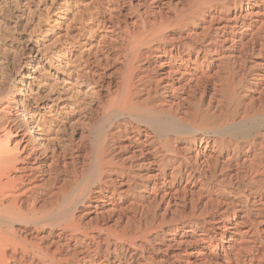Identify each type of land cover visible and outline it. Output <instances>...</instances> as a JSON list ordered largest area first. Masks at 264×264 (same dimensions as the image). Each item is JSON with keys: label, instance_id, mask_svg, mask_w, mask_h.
<instances>
[{"label": "bare ground", "instance_id": "6f19581e", "mask_svg": "<svg viewBox=\"0 0 264 264\" xmlns=\"http://www.w3.org/2000/svg\"><path fill=\"white\" fill-rule=\"evenodd\" d=\"M45 1L0 84V264H264V0Z\"/></svg>", "mask_w": 264, "mask_h": 264}, {"label": "rangeland", "instance_id": "374dc122", "mask_svg": "<svg viewBox=\"0 0 264 264\" xmlns=\"http://www.w3.org/2000/svg\"><path fill=\"white\" fill-rule=\"evenodd\" d=\"M21 1L22 0H20V3ZM34 1L35 4L33 5V7L37 8L39 6L42 11H40L38 15L40 14L42 17L47 16L51 19L50 21H52L54 19L52 11L47 10V14L46 9H44V11L42 10L43 8H41V6H44L43 3L45 4L46 1ZM47 1L49 2L50 6V0ZM0 3H2L0 9H4L0 12V73L2 74H0V80L4 82L0 81V84H6L3 90V95H6L7 91L12 90V92H14V95L18 96L20 94V89L24 81L26 80V78L24 77L25 73H27L28 70L35 66L32 61L28 62V60H30L29 48L33 47V42L35 41V39L42 38L43 34L40 35L41 33L36 30L37 22L30 23L28 19L20 17L22 7L20 6V3L19 7L17 6L16 0H1ZM3 4H5L6 6ZM14 5L15 7H13ZM33 26H35L36 29ZM31 31L34 32L32 33ZM26 61L28 62L27 64Z\"/></svg>", "mask_w": 264, "mask_h": 264}]
</instances>
